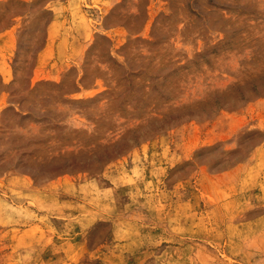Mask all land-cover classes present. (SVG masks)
Masks as SVG:
<instances>
[{
  "label": "rangeland",
  "instance_id": "374dc122",
  "mask_svg": "<svg viewBox=\"0 0 264 264\" xmlns=\"http://www.w3.org/2000/svg\"><path fill=\"white\" fill-rule=\"evenodd\" d=\"M0 264H264V0H0Z\"/></svg>",
  "mask_w": 264,
  "mask_h": 264
}]
</instances>
